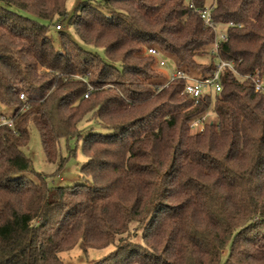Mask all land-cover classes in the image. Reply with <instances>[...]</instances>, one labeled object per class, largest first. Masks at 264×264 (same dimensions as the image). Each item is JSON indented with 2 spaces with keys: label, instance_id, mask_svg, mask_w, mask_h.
Instances as JSON below:
<instances>
[{
  "label": "trees",
  "instance_id": "16d2710c",
  "mask_svg": "<svg viewBox=\"0 0 264 264\" xmlns=\"http://www.w3.org/2000/svg\"><path fill=\"white\" fill-rule=\"evenodd\" d=\"M66 2L0 0V105L13 109V129L0 125V264H63L75 246L111 249L93 264H264V97L227 72L193 104L148 53L196 76L216 59L264 75V0H214L227 38L214 57L215 32L185 0H85L71 16ZM58 21L78 43L60 30L54 45ZM30 125L49 163L60 139L81 140L82 184L27 177Z\"/></svg>",
  "mask_w": 264,
  "mask_h": 264
},
{
  "label": "rangeland",
  "instance_id": "374dc122",
  "mask_svg": "<svg viewBox=\"0 0 264 264\" xmlns=\"http://www.w3.org/2000/svg\"><path fill=\"white\" fill-rule=\"evenodd\" d=\"M83 2H85V0H67L65 5L67 15L71 16L75 8ZM213 2L214 0H205L204 7L208 8L213 4ZM57 25L60 26V30L70 36L71 40L75 43L79 42L73 32L72 26L58 21L50 28L49 32L56 47L59 46L57 41V32L60 31L56 29ZM218 31H224V28L219 26ZM65 42V47L68 48L70 45L67 41ZM86 48L91 49L89 47ZM96 52L102 57V52L100 50H96ZM157 59L158 61L162 59L166 62V67L162 68V72H164L167 77H170L175 69L173 59L166 55H160ZM196 59L200 63L207 62L206 57H197ZM155 69L160 70L161 72V69L157 68V66ZM47 94L48 92H46V95ZM29 95H32L33 97H40L41 94L37 89L33 88L30 89ZM12 113V108L0 105V123ZM208 113L212 118V111L209 110ZM23 152L31 163V170L27 174L29 179H34L38 174L43 176L48 184L57 187H73L83 183L80 176V169L86 159L81 151V140L76 141L75 139H60L56 146V160L49 163L45 158L40 136L36 128L30 125L28 128L27 145L23 149ZM61 161L62 166H60ZM110 250V248L102 250L90 249L83 252L79 246H75L70 251L61 253L60 258L63 264H93L95 261L106 256Z\"/></svg>",
  "mask_w": 264,
  "mask_h": 264
},
{
  "label": "built area",
  "instance_id": "2783aa9c",
  "mask_svg": "<svg viewBox=\"0 0 264 264\" xmlns=\"http://www.w3.org/2000/svg\"><path fill=\"white\" fill-rule=\"evenodd\" d=\"M185 3L188 8L197 14L205 27L212 29L215 32V38L209 52V55L214 57L217 54L220 44L227 40L225 29L224 31H218L219 26L213 22L211 17L212 6H209L208 8L204 7L203 9H197L195 8L192 0H185ZM229 26H232V24H229ZM56 29L60 30V26L57 25ZM148 53L156 57L160 56V53L154 49H149ZM158 64L161 68L166 67V62L162 59L159 60ZM227 72L233 74L239 80H249L253 85L254 92L264 97V75H262L260 72H255L249 75H240L236 71L233 62H227L220 59H216L215 68L208 76H196L180 69H174L172 75L169 78V82L173 80L182 81V94L188 97L193 104H197L199 100L205 96L213 97L215 94L220 92L222 75ZM19 97L20 99H24L23 94H21ZM206 117L207 116L204 115L193 120L190 128L197 134H203ZM0 125H6L7 127L13 129V123L11 120H2Z\"/></svg>",
  "mask_w": 264,
  "mask_h": 264
}]
</instances>
